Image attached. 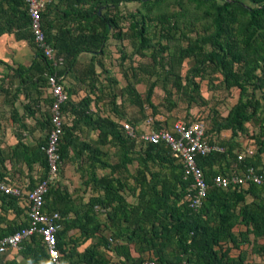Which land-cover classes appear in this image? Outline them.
<instances>
[{
    "label": "trees",
    "instance_id": "16d2710c",
    "mask_svg": "<svg viewBox=\"0 0 264 264\" xmlns=\"http://www.w3.org/2000/svg\"><path fill=\"white\" fill-rule=\"evenodd\" d=\"M88 1L59 0V3L52 5L48 3L47 7L45 3L40 9L45 40L51 45L53 51V57L48 58L44 54L43 47L34 41L30 26L31 18L25 0H0V24L2 25L0 33L11 32L13 28L20 30L28 26L31 35L28 39L34 47V56L29 65L18 64L13 67L0 58V64L12 71V75L19 79L17 94L28 95L23 89L25 82L31 81L37 85V81L42 80L45 86L49 87L50 74H54L56 78L65 77L66 72L74 67L77 56L81 52L102 53L109 30L112 26H117L123 18H129L127 26L132 31L127 37L139 38L141 48H146L149 45L145 22V17H149L148 12L140 19H135L133 13L120 12L119 3L138 1L147 5L150 10L153 5L166 0ZM109 1L111 3H108ZM188 1L193 2L197 9H201L202 16L209 18L210 22L205 28L206 33H197L194 38L187 40L186 46L177 48L176 55L173 54L166 60L167 70H172L174 64L179 68L185 58H192L194 62L184 77L185 82L178 69L173 85L179 90L182 89L185 94L188 91V85L193 82L191 78L198 75L202 77L207 68L212 66L214 71L220 72L223 76L222 83L226 88L235 86L239 89L237 101L222 119H213L211 127L207 126L203 119H194L204 122L208 143L218 144L223 148L222 151L212 150L196 157V162L202 169L208 184L207 194L198 208L190 207L187 195L194 192L191 189L194 180L191 176L184 177L183 165L173 155L170 146L162 140L154 143L140 137L144 132L171 130L174 122L163 124L154 119L150 124L143 123L146 125L140 127L138 121L133 119L116 121L110 117H94L90 110L92 100L90 95L86 94L77 101L73 100L71 86L63 79L57 78V83H60L68 94L60 107L64 115V126L58 142L60 161L57 173L60 171L61 162L69 157L70 150L73 151L75 158L82 157L86 151L87 166L90 169L86 184L95 191L87 201L77 203L65 186H55L52 183L54 179L48 184L42 210L48 214L58 212L60 215L58 222L61 228L56 232V246L60 252L61 264H104L112 260L100 249L102 244L107 246L109 243L108 236L103 233L105 231H102L104 229H109L114 237L139 244L140 256L137 259L129 257L126 252L129 250L122 244L124 256L133 264L144 259L153 260L156 264L179 262L253 264L247 260L245 250H240L237 255L232 256L231 247L224 245L229 241L232 246L237 247L239 243L249 242L248 234L251 232L256 238H262L261 243H256L255 239L252 241L256 246L255 252L264 255V166L261 160V154L264 153V92L262 102L248 95L250 86L254 89L264 88V41L259 40L258 35L255 37L260 26L259 20L262 19L264 23V0ZM87 3L88 6L83 7ZM58 4L61 6L59 7ZM53 6L57 8L58 20H65L58 23L59 25L55 24L51 17ZM102 6L106 8V11L100 13L99 8ZM156 19L160 24V36L163 38L173 37L180 28L179 21L167 14H160ZM74 20L83 25L80 27L73 25ZM182 33L186 34L184 31ZM117 35H121V32L118 31ZM141 54L144 55L143 52ZM58 58H61L63 62L62 68L55 64ZM151 58L155 61L156 53H152ZM237 63H240L239 68L236 67ZM257 69L260 70V74L256 73ZM88 72L91 74L94 72L93 64L89 65ZM112 83L115 84L116 80L112 79ZM129 84L131 85L127 87ZM154 85L155 83L151 82L146 89V101L152 107L151 95ZM125 88L137 96L132 83L126 84ZM194 90L196 93L199 92L196 83ZM169 93L167 91L168 95ZM53 100L54 97L50 92L49 97L43 99L47 104L48 114L46 120L39 123L45 128L46 136L34 144H29L17 135V142L12 146L10 153V159L26 165L28 169L38 164L40 176L29 177L27 183L20 184L4 180L6 171L0 169L1 181L15 183L29 190L47 177L48 165L41 145L46 142L51 128L50 106ZM194 100L196 97L191 95L189 101ZM16 111L14 109V119L19 118ZM28 112L33 114L30 105ZM256 115L261 117L256 153L250 148L251 154L247 150L241 154L237 151L239 143L235 136L238 131H245L246 122ZM65 116L72 121L71 126L65 125ZM122 121L131 124L133 135L127 134ZM79 123L89 126L92 130H98L97 141L100 145L110 144L118 147L119 160L116 163H110L106 158V152L99 146H91L86 142L79 145L77 136L74 134ZM211 130H215L218 134H223L227 130L228 133L231 132V137L223 143L212 141L207 138ZM7 158L0 148V165L5 164ZM133 160L138 161L141 166L136 170L137 175L134 176L136 183L134 182L133 185L116 175L96 173L99 168H110L111 171L127 170V164L132 163ZM148 162H158L161 164L160 169L150 168ZM250 168L261 175L262 180L259 183L250 180L226 189L213 183L216 175L244 176ZM125 188L137 197L136 202L126 199L123 194ZM1 193L2 204L15 210L21 205L27 212L28 203L25 197L19 199L18 196ZM247 196L252 198L248 202ZM96 208L105 210L106 222L98 220ZM70 213L73 216H70ZM27 223L28 220L26 223L6 229L0 233V237L14 232ZM236 224L246 226L245 231L234 233L232 228ZM71 228L78 229V236H66ZM31 238L35 240V245L31 246L30 250L36 256L31 255L30 260L33 264H41L38 263L41 260L50 264L41 237L33 234ZM89 238L90 243L81 252L76 250L78 245ZM110 247L114 250L119 248L117 245Z\"/></svg>",
    "mask_w": 264,
    "mask_h": 264
},
{
    "label": "rangeland",
    "instance_id": "374dc122",
    "mask_svg": "<svg viewBox=\"0 0 264 264\" xmlns=\"http://www.w3.org/2000/svg\"><path fill=\"white\" fill-rule=\"evenodd\" d=\"M88 2H91V0ZM45 3L47 7L48 3L52 5L53 3H59V0H45ZM119 5L120 12L133 13L135 19H140L148 12L149 17H145V22L147 23L146 31L149 36L147 38L149 45L142 49L139 38L127 37L132 33L127 26L129 18L120 20L117 26H112L109 30L102 53L81 52L77 56L74 67L66 72L65 77L61 78L59 76L60 79L71 86L72 99L77 101L84 95L89 94L92 99L90 110L93 112L94 117H110L116 121L133 119L138 121L140 127L146 125L143 123L149 122L150 124L154 119L163 124H171L180 120L199 118L211 127L213 119H222L238 99L239 89L237 87L226 88L222 83L223 76L221 73L214 71L212 66H209L202 77L198 75L191 78L194 83L188 85V91L184 94V91L176 88L173 83H175L178 69L184 80L188 69L194 63L193 59L185 58L179 68L174 64L172 70H167L166 60L169 56L177 54L179 46H186L187 40L194 38L197 33H206L205 28L209 26L210 19L202 16V10L197 9L194 3L188 0H166L163 3L153 5L150 10L147 5L138 1L121 2ZM87 6L88 3L83 7L86 8ZM53 7L51 17L55 24L64 22L65 20L61 19L59 21L57 18V8L59 7ZM62 7L65 6L62 5ZM105 11L104 6L99 8L100 13ZM160 14H167L172 19L179 21L180 28L173 37L163 38L160 36V24L156 19ZM259 23L260 26L255 37L258 35V39L264 41V23L262 19L259 20ZM72 24L79 27L83 25L78 24L77 20L72 21ZM118 31L121 32L119 36L117 35ZM182 31L186 34L184 35ZM142 52L144 55L141 54ZM152 53H156L155 61L151 58ZM58 59H56L55 64L62 68L63 62L61 58ZM92 64L94 72L91 74L88 69L89 65ZM236 67L239 68L240 63H237ZM256 73L260 74V70L257 69ZM112 79L116 80L115 84L112 83ZM18 82L19 79L12 75V71L0 65V148L4 155L8 157L5 164L0 165V169L10 172L5 175L26 182L29 177H33V168L30 169L29 174H19V169L26 165L24 166V164L10 159L11 141H14L18 135L24 142L34 144L46 136V130L41 127L39 121H45L47 118L48 107L43 99L49 97V87L45 86L42 80H38L37 85L31 81L25 82L23 89L28 94L25 96L24 93L17 94ZM151 82L155 83L151 95L153 107L146 101V89ZM128 83H132L137 96L127 91L125 86ZM195 83L198 85V93L194 90ZM167 91L170 92L169 95ZM263 92L264 88L254 89L252 86L248 88V95L261 102L263 101ZM191 95H194L196 100L189 101ZM25 105H30L33 114H29L28 106ZM14 109L17 110L16 113L19 118L14 119ZM154 110L155 112H153ZM71 123L72 121L65 116V125L71 126ZM260 124L261 117L256 115L246 122L245 131H238L235 136L239 143L238 152L240 151L243 154L246 148H251L256 153ZM74 134L77 136L79 145L86 142L91 146L101 147L106 152V158L110 163H116L119 160L120 151L118 147L98 143V130H92L89 126L79 123ZM230 137L231 132L218 134L215 130H211L210 134L207 135L208 139L220 143ZM69 153V157L61 162L60 171L52 183L55 186H65L75 202H85L95 192L90 185L86 184L90 174L86 160L87 152L85 151L82 157L79 158L73 156L72 150ZM261 160L264 166V153L261 154ZM160 165L158 162H148V166L152 169H160ZM8 166L11 167V170ZM138 167H141L138 161L133 160L132 163L127 164V170L111 171L110 168H99L96 173L98 175H116L128 184L133 185L134 182L136 183L134 176L137 175L136 170ZM123 194L130 202H136L137 197L127 188H125ZM249 198L250 196H247L246 200ZM96 209V215H101L102 210ZM104 230H106V235L110 237L109 229ZM110 241L112 240L110 239ZM252 246L250 247L251 251L250 248L245 250V255L248 256L247 259L251 260L253 264H263L264 257L262 254L260 255L261 259L257 255L254 256L256 254L255 246H253L254 249H252Z\"/></svg>",
    "mask_w": 264,
    "mask_h": 264
},
{
    "label": "built area",
    "instance_id": "2783aa9c",
    "mask_svg": "<svg viewBox=\"0 0 264 264\" xmlns=\"http://www.w3.org/2000/svg\"><path fill=\"white\" fill-rule=\"evenodd\" d=\"M27 9L31 18L30 26L34 35V41L43 47L46 57L52 58V47L46 42L41 24L40 9L44 7L45 0H25ZM58 78V77H57ZM54 74H50L49 92L54 97L50 106V123L51 128L48 131L46 142L41 145V149L45 153L48 165L47 177L40 180L32 189L25 190L20 185L0 180V192L12 194L22 199L25 197L28 203L27 220L25 226H21L14 232L0 237V253L9 248H18L20 244L30 239L33 234H38L48 255L50 264H61L60 252L56 246V232L61 228L58 219V212L46 213L42 210L44 203V195L48 190L49 182L54 179L58 171L59 155L58 142L63 133L64 115L60 110L61 104L67 99L68 94L64 91L63 86L57 83ZM123 128L128 135H133V128L127 121H122ZM141 138L152 141L154 143L162 140L170 146L173 155L178 158L183 165L184 177H192L194 180L191 189L194 190L187 195L189 205L192 208H198L207 194L208 184L204 179L203 171L196 162L197 155H205L212 150L222 151L223 148L218 144L208 143L205 136V124L200 120H180L173 123L171 130H159L158 132L149 131L141 133ZM248 153L252 150L246 149ZM241 157L240 155L238 156ZM4 180H8L4 177ZM254 181L259 183L262 180L261 175L250 168L244 176L232 175H216L213 183L221 188H233L235 184H244L246 181ZM9 181V180H8ZM104 264H133L128 261L112 259ZM135 264H156L155 261L144 259ZM175 264H187L179 262Z\"/></svg>",
    "mask_w": 264,
    "mask_h": 264
},
{
    "label": "crops",
    "instance_id": "0c3cea01",
    "mask_svg": "<svg viewBox=\"0 0 264 264\" xmlns=\"http://www.w3.org/2000/svg\"><path fill=\"white\" fill-rule=\"evenodd\" d=\"M0 26L2 25L0 24ZM30 36L31 35H30L28 26L24 29L18 30L17 28H13L11 32L0 33V58L6 61L7 63H9L10 65H12L13 67H16L18 64L29 65L34 56V47L31 45L28 39V37ZM16 37H27V38H16ZM223 133H228V132L227 130H225ZM16 142L17 140L15 138L14 141H11V145L13 146ZM8 168L9 170H11L10 166H8ZM32 168H33L32 170L33 177L34 178L39 177L40 169H39L38 164H35ZM19 171H20L19 174H22V173L29 174L30 173V169H28L26 166L23 167L22 169H19ZM5 173H10V172L6 171ZM5 177L11 182H18L20 184L27 183V181L22 182V181H19L18 179L9 177L8 175H5ZM251 199H252L251 197L247 199V202L250 201ZM101 210H102L101 215L97 216L98 220H100L101 222H106L107 218H106L105 210L102 208ZM69 215L73 216L72 213H70ZM26 221H27L26 209H23L21 205H20V208L16 210L12 207H7V205L2 204V201L0 199V233L12 226H18L24 222L26 223ZM245 229H246V226H244L243 224H236L232 228L233 232L236 234L238 232L245 231ZM102 231L106 232V230H102ZM78 234H79L78 229L71 228L70 230L67 231L66 236L75 237V236H78ZM110 239L112 241H110ZM248 239L250 240L249 242L239 243V246L237 247L232 246V243L229 241L226 242L224 245L231 247L230 254L232 256H235L239 253L240 250H247L252 245L254 246L252 240L255 239L256 243L262 242V238L260 237L256 238L252 232L248 234ZM34 241L35 240L32 238L26 239L20 244L18 248H9L8 250L0 253V264H33V262L30 260V256L31 255L36 256V255H33L30 249H31V246L35 245ZM108 241L110 244L107 243V246L106 244L105 245L102 244V246H100V249L104 251L103 254L108 258L117 259V260L121 259L122 261L123 260L128 261V258L124 256L125 251H124V247L122 246V244L125 245L126 248L129 250V251H126L129 257L137 259L140 256V249H138L139 244L128 242L124 238L114 237L112 236V234L110 237H108ZM89 243H90V238L86 240L84 243L78 245L76 247V250L81 252ZM113 245H117L119 246V248L116 250L111 249L110 246H113ZM253 246H252V249H254ZM250 251H251V248H250ZM256 255L258 256L259 259H261V256L259 254L256 253L254 256ZM144 256H147V254H144ZM262 256L264 257V255ZM248 261L252 262L251 260H248ZM38 263L46 264L45 260L44 261L41 260V262H38Z\"/></svg>",
    "mask_w": 264,
    "mask_h": 264
}]
</instances>
